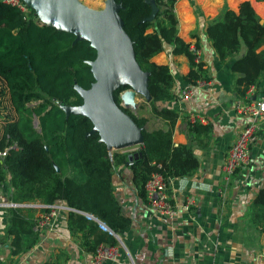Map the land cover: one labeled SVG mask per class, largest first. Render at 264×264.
I'll return each mask as SVG.
<instances>
[{"label":"trees","instance_id":"trees-1","mask_svg":"<svg viewBox=\"0 0 264 264\" xmlns=\"http://www.w3.org/2000/svg\"><path fill=\"white\" fill-rule=\"evenodd\" d=\"M115 1L121 5L118 14L132 41L135 59L141 70L148 73L151 111L169 125L166 130L143 128V142L137 149L141 157L131 163L128 157L134 151H113L110 155L99 133L91 132L92 120L66 111L68 106L83 103L78 88L89 89L95 82L89 62L96 58L97 52L90 41L77 40L72 32L40 24L31 11L23 12L0 1V78L18 115L4 125L0 137V149L10 147L0 157V184L8 181L13 201L63 202L74 209L68 211V226L82 230L84 238L91 237L87 240L89 245L85 243V249L91 252L100 243L118 241L81 212L93 214L114 233L130 223L113 195L114 168L122 165L131 169L133 179L145 195V181L158 170L157 164L163 166L161 172L167 177L190 175L199 167L191 144L172 142L178 113L162 104L175 99L174 78L168 65L151 60L165 45H170L174 55H185L189 61V71L183 76L187 82L193 83L203 76L202 62L195 63L190 44L178 35L176 0ZM189 2L200 22L203 16L195 0ZM152 3L158 10L155 18L148 21L145 18L151 13ZM204 33L221 62L233 58L244 47L243 54L230 67L233 73L240 74L235 79L239 94H244L249 85L258 84L264 72V20L250 1H242L237 11L224 5L219 18L206 22ZM128 87L114 91L116 103L120 102L119 91ZM124 111L138 126L144 125L146 118H138L128 109ZM34 116L39 119L40 132L33 127ZM198 130L207 133L209 127L188 122V131ZM251 206L254 221L264 231V187L258 190ZM17 219L21 221L15 213L13 221ZM29 232L27 237L31 241L25 248L33 246L39 238L37 233ZM18 239L16 232L15 250L22 247Z\"/></svg>","mask_w":264,"mask_h":264},{"label":"crops","instance_id":"crops-1","mask_svg":"<svg viewBox=\"0 0 264 264\" xmlns=\"http://www.w3.org/2000/svg\"><path fill=\"white\" fill-rule=\"evenodd\" d=\"M20 1L27 7L26 12L31 11L40 24L65 19L68 14L77 17L83 8L89 14L99 13L106 6V0ZM242 1L195 0L203 16L198 22L189 0H176L174 12L178 18V35L201 49L202 77L210 84L198 89L192 98L183 100L176 94L192 84L183 78L189 71L187 57L174 55L172 46L165 45L151 60L168 65L174 78L175 99L162 104L173 107L178 113L172 142L174 145L191 144L199 160L194 173L170 177L169 193L177 203L184 195L192 194L196 205L188 211L178 206L171 219L159 216L151 211L131 169L117 166L112 176L113 195L130 223L114 233L98 218L95 221L115 238V234L118 235L119 257L103 264H264V231L254 221L251 206L258 190L264 187V114L258 119L261 130L251 145L250 164L237 169L225 186L221 166L228 148L246 122L233 110L234 102L243 98L245 92H237L235 79L240 74L230 69L234 59L243 54L244 47L241 46L233 58L221 62L204 33L206 22L219 18L224 5L237 11ZM248 1L264 20V0ZM143 97L136 113H131L146 118L142 127L148 131L168 129V122L152 113L151 96L143 94ZM248 99L264 100V72ZM188 112L203 115L206 121L200 124L207 125L209 131H188ZM140 145L117 151L131 152ZM40 203L13 201L8 181L0 184V264H87L92 252L85 249V243L89 245L87 240L91 237L84 238L82 230L68 226L67 210L57 218L52 231L41 235L34 230ZM15 213L21 221H13ZM30 223L33 224L31 228ZM29 231L37 233L39 238L33 246L25 248L31 241L27 237ZM16 232L22 246L19 251L13 245Z\"/></svg>","mask_w":264,"mask_h":264},{"label":"water","instance_id":"water-1","mask_svg":"<svg viewBox=\"0 0 264 264\" xmlns=\"http://www.w3.org/2000/svg\"><path fill=\"white\" fill-rule=\"evenodd\" d=\"M120 3L115 0H106L104 10L99 13L89 14L86 9H81L80 14L75 17L68 14L65 19L56 22H46L61 30L75 34L77 40H88L96 49L97 55L90 61L91 70L95 82L89 89L78 88L83 97V103L78 106H68L67 113L82 114L89 117L94 127L91 132H98L102 141L107 146L121 148L125 146L142 144V126H138L132 117L124 109H136L139 105L137 94L149 95L147 89L148 73L141 70L136 59L132 41L123 28V22L118 14ZM151 13L145 20L152 21L157 13V6L152 3ZM121 32L128 40L132 69L126 67L125 62H119V54L114 46L115 33ZM105 47L108 61L97 73L94 70L95 63L99 57V48ZM129 86L119 91L120 102L116 103L114 91L120 87ZM84 105L86 108L84 110ZM33 127L40 132L39 119L33 118ZM141 157V153L135 150L129 157L131 163ZM116 238H117V234Z\"/></svg>","mask_w":264,"mask_h":264},{"label":"built area","instance_id":"built-area-1","mask_svg":"<svg viewBox=\"0 0 264 264\" xmlns=\"http://www.w3.org/2000/svg\"><path fill=\"white\" fill-rule=\"evenodd\" d=\"M3 3L18 7L26 12L27 7L20 0H0ZM190 51L194 54L195 63L202 62V52L199 47L190 44ZM210 84L208 79L200 77L189 87L181 89L176 96L183 100L192 98L198 89L205 88ZM254 85H249L245 90V96L237 99L233 104V110L243 117L246 122L238 131L234 141L227 150L224 157L221 172L222 179L226 185L232 180V176L237 169L247 166L251 162V145L257 140L261 126L258 122L260 116L264 114V100H250L248 96L253 92ZM186 119L189 123H204L205 117L200 114L188 112ZM10 147L0 149V157H4ZM135 151V150H134ZM109 150V154L111 155ZM157 171L150 174L144 184L145 196L152 212L159 216L171 219L174 217L175 209L180 206L188 211L196 205V199L192 194L184 195L182 201L177 203L169 193L170 177L165 176L161 169L163 166L157 164ZM38 213L34 218V230L43 235L45 232L53 230L57 218L63 211L74 210L63 203L38 204ZM80 212V211H79ZM88 218L98 221L97 217L91 213L81 212ZM120 254L119 244L100 243L91 253V258L87 264H103L104 261H116Z\"/></svg>","mask_w":264,"mask_h":264},{"label":"rangeland","instance_id":"rangeland-1","mask_svg":"<svg viewBox=\"0 0 264 264\" xmlns=\"http://www.w3.org/2000/svg\"><path fill=\"white\" fill-rule=\"evenodd\" d=\"M143 99H144L143 94L138 93L136 101L139 103V105H140V103H142ZM32 104H34V103H32ZM139 105H138V107H139ZM138 107L136 109H132V108H127V109L132 113H136ZM17 117H18L17 113L14 111V109L12 108V106L10 104L9 92H8L7 87H6V84L0 78V137L2 135L4 125L10 120L17 119ZM128 147H138V144L125 146V147H121V148H116L114 146H108V149L111 152H113V151H117L118 149H124V148H128Z\"/></svg>","mask_w":264,"mask_h":264},{"label":"bare ground","instance_id":"bare-ground-1","mask_svg":"<svg viewBox=\"0 0 264 264\" xmlns=\"http://www.w3.org/2000/svg\"><path fill=\"white\" fill-rule=\"evenodd\" d=\"M115 42L110 43L109 45L114 46L119 54V62L122 63L123 61L126 64V67L128 69H132L133 64L130 59V52H129V45H128V40L123 36L121 32L115 33ZM110 55H108L107 51L105 50L104 46H101L99 48V57L97 62L95 63L94 70L97 73L100 71L106 62L108 61V58ZM86 108V105H84V110Z\"/></svg>","mask_w":264,"mask_h":264}]
</instances>
